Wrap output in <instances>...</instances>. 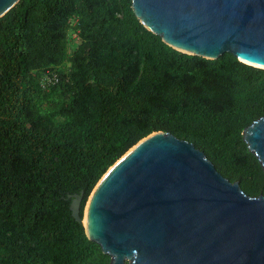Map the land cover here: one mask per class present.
<instances>
[{"label": "trees", "instance_id": "16d2710c", "mask_svg": "<svg viewBox=\"0 0 264 264\" xmlns=\"http://www.w3.org/2000/svg\"><path fill=\"white\" fill-rule=\"evenodd\" d=\"M264 117V70L177 52L130 0H20L0 18V264H108L71 216L151 133L202 151L250 197L264 174L241 133Z\"/></svg>", "mask_w": 264, "mask_h": 264}, {"label": "water", "instance_id": "95a60500", "mask_svg": "<svg viewBox=\"0 0 264 264\" xmlns=\"http://www.w3.org/2000/svg\"><path fill=\"white\" fill-rule=\"evenodd\" d=\"M20 0H0V18ZM143 27L171 49L225 53L264 70V0H130ZM264 174V117L241 133ZM72 218L108 264H264V194L246 195L191 143L151 133L122 155Z\"/></svg>", "mask_w": 264, "mask_h": 264}]
</instances>
